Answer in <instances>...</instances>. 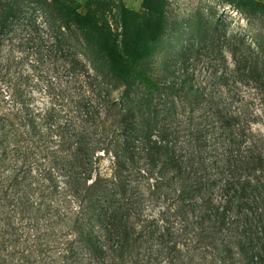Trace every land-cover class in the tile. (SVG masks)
I'll use <instances>...</instances> for the list:
<instances>
[{"label":"trees","instance_id":"obj_1","mask_svg":"<svg viewBox=\"0 0 264 264\" xmlns=\"http://www.w3.org/2000/svg\"><path fill=\"white\" fill-rule=\"evenodd\" d=\"M165 2L139 45L69 0H0V264H264V65L147 71Z\"/></svg>","mask_w":264,"mask_h":264},{"label":"rangeland","instance_id":"obj_2","mask_svg":"<svg viewBox=\"0 0 264 264\" xmlns=\"http://www.w3.org/2000/svg\"><path fill=\"white\" fill-rule=\"evenodd\" d=\"M69 2L81 13L106 19L112 30L126 31L133 42L145 43L148 11L142 7V0ZM34 13L37 21L41 20L40 13ZM48 13L56 17L55 10ZM66 44L85 52L92 64L104 65L92 42L80 37L73 25L66 31ZM245 54L264 65V0H166L163 32L144 68L152 72L160 64L185 61L196 75L205 78L212 69L231 66Z\"/></svg>","mask_w":264,"mask_h":264}]
</instances>
